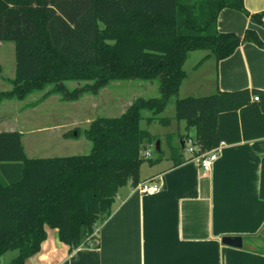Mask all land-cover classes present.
<instances>
[{
    "label": "trees",
    "instance_id": "trees-1",
    "mask_svg": "<svg viewBox=\"0 0 264 264\" xmlns=\"http://www.w3.org/2000/svg\"><path fill=\"white\" fill-rule=\"evenodd\" d=\"M223 8L264 26V13L250 12L244 0H0V41H13L16 52L12 89L0 91V103L36 91L44 92L41 99L57 94L75 101L131 79H157L160 92L136 98L120 115L93 119L83 130L92 143L88 154L28 157L20 131H0V257L18 250L11 264H24L40 250L47 226L57 228L70 248L94 240L119 189L135 187L142 164L157 161L142 154L153 135L141 122L171 124V118L159 115L179 94L189 53L208 50L198 66L210 56L229 57L245 42L264 48L254 28L242 36L220 31ZM69 80L84 83L69 88ZM251 95L260 100L252 103ZM175 118L195 128L200 152L222 141L262 137L264 90L177 97ZM72 136L73 131L64 133Z\"/></svg>",
    "mask_w": 264,
    "mask_h": 264
},
{
    "label": "crops",
    "instance_id": "crops-1",
    "mask_svg": "<svg viewBox=\"0 0 264 264\" xmlns=\"http://www.w3.org/2000/svg\"><path fill=\"white\" fill-rule=\"evenodd\" d=\"M244 3L250 12L264 13V0ZM217 26L220 31L241 36L251 27L264 41V26L236 9L223 8ZM3 48L0 41V51ZM207 54L198 58L202 60ZM189 55L179 96L183 91L187 96H206L264 90V48L253 42L241 44L220 61L210 56L194 65L193 72L186 69ZM11 60L12 71L0 72V82L11 87L0 91L12 89L16 52L15 62L12 57ZM113 101L111 105L116 100ZM107 105L104 100V108ZM173 121L166 128L172 127ZM176 126V131L166 129L155 134L166 156L147 170L141 167L140 182L151 180L158 185V191L142 193L131 184L121 187L111 215L99 225L94 240L88 244L70 248L61 241L57 228L47 226L40 250L24 264H264V198L260 197L264 136L234 143L224 141L212 168L204 172L199 160L190 154L181 155L178 164L177 157L172 159L175 144L185 147L191 128L185 120H179ZM224 236H241L244 245L225 244ZM13 251L2 255L0 264H11L18 255Z\"/></svg>",
    "mask_w": 264,
    "mask_h": 264
},
{
    "label": "rangeland",
    "instance_id": "rangeland-1",
    "mask_svg": "<svg viewBox=\"0 0 264 264\" xmlns=\"http://www.w3.org/2000/svg\"><path fill=\"white\" fill-rule=\"evenodd\" d=\"M3 44L5 48L0 51V72H11L13 66L11 57L15 62V43L3 41ZM205 52L207 53L208 50L190 53L186 65L188 72H193L194 65L201 60L198 57ZM83 83L79 80L66 81L69 88L80 86ZM2 87L8 89L11 85L0 82V89ZM43 93V91H36L29 94L25 99H4L0 103V131L9 129L22 131V143L25 152L28 157L33 158L88 154L92 149V143L86 138L83 130L88 127L92 119L99 116L120 115L128 108L129 102H133L136 98H150L160 95L157 79L114 81L107 85L105 92L101 94L100 92L98 94L86 93L75 101L63 100L57 94L41 99ZM181 95L172 97L166 109L159 115L174 120L172 127L166 128L168 125L159 121L150 124L146 120L141 122L142 128L149 130L153 135L152 142H146L144 146L145 149L150 145L153 155L149 159L153 161H160L167 154L164 149H156V142L159 138L155 134H162L166 129L176 131V124L179 120L175 118V100L177 97H186L188 94L183 91ZM104 100L108 104L106 108L103 106ZM113 100L116 101L111 105ZM144 114L148 116L150 112L144 111ZM77 129L80 132L79 136H76ZM66 131H73L75 136L65 138L64 133ZM189 134V137L195 139L196 130L194 127L190 128ZM175 145L172 159L189 154L188 143L185 147H182L178 142ZM150 164L152 163L145 161L142 165L147 170ZM17 251L14 250L13 252Z\"/></svg>",
    "mask_w": 264,
    "mask_h": 264
},
{
    "label": "built area",
    "instance_id": "built-area-1",
    "mask_svg": "<svg viewBox=\"0 0 264 264\" xmlns=\"http://www.w3.org/2000/svg\"><path fill=\"white\" fill-rule=\"evenodd\" d=\"M253 100L259 101L260 100L259 95H254ZM187 143L189 144L188 147L189 154L199 160L200 166L204 172L210 171L213 162L218 158L221 147L225 144V142L222 141L215 148L209 151L200 152V145L196 143L195 139L191 137H187L185 140V146L187 145ZM142 154L144 157L150 158L152 157L153 152L151 148L147 147L142 150ZM135 187L142 193H150V194L155 193L159 189L158 185L153 184L151 180L141 181Z\"/></svg>",
    "mask_w": 264,
    "mask_h": 264
},
{
    "label": "water",
    "instance_id": "water-1",
    "mask_svg": "<svg viewBox=\"0 0 264 264\" xmlns=\"http://www.w3.org/2000/svg\"><path fill=\"white\" fill-rule=\"evenodd\" d=\"M156 149L157 150L161 149L159 140L156 142ZM222 241L225 244H229V245H233V246H237V247H242L244 245L243 244V238L241 236H224L222 238Z\"/></svg>",
    "mask_w": 264,
    "mask_h": 264
}]
</instances>
